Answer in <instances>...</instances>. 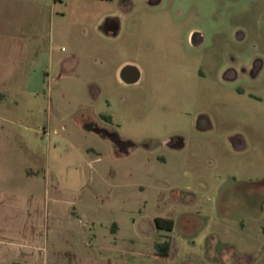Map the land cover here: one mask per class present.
<instances>
[{
  "label": "rangeland",
  "instance_id": "obj_1",
  "mask_svg": "<svg viewBox=\"0 0 264 264\" xmlns=\"http://www.w3.org/2000/svg\"><path fill=\"white\" fill-rule=\"evenodd\" d=\"M93 3L90 15L115 11V38L98 36L90 15L76 22L77 0H54L55 37L28 63L30 90L0 100V187L20 193L17 233L35 228L26 194L43 200L49 189L59 212L68 183L83 185V208L102 225L93 255L81 237L56 233L58 224L46 240L41 222L48 253L37 264H264V0ZM89 39L101 50H82ZM67 54L84 67L60 70ZM122 59L142 68L138 81L103 78ZM104 60V75L96 74ZM99 113L113 114L121 143L83 127L103 128ZM239 135V145L231 142ZM139 214L174 218L170 257L147 254L150 236L131 229ZM113 220L132 244L109 243L104 225Z\"/></svg>",
  "mask_w": 264,
  "mask_h": 264
},
{
  "label": "crops",
  "instance_id": "obj_2",
  "mask_svg": "<svg viewBox=\"0 0 264 264\" xmlns=\"http://www.w3.org/2000/svg\"><path fill=\"white\" fill-rule=\"evenodd\" d=\"M62 1V0H60ZM54 0H0V100L2 98H15V95L30 90L25 83L29 76L27 71V66L29 61L34 58V53L41 48L43 43L46 42L49 46H52L54 40V24H53V10L52 4ZM154 2H159V0H154ZM80 6L79 14L76 13V22L78 19H86L90 15V7H92L93 0H77ZM66 4H64L65 6ZM134 8V3L130 2L128 9ZM65 14L64 12H62ZM50 14V28L46 29L47 15ZM94 22V27L98 31L97 35L101 36L105 40L114 39L117 32L121 26L120 19L117 18L114 10H103L99 13L91 14ZM84 33L89 32V27L82 25ZM141 30H139L140 32ZM58 35L59 32H58ZM142 35V31H141ZM84 51H100L101 48L98 46L97 42L94 40H85L82 44ZM9 51L8 57L5 59V52ZM74 58V56L62 55L59 59L60 70L68 73L72 71L76 73L77 65H81V60L79 57L76 59L75 64L73 62L70 64L68 58ZM85 57V56H83ZM52 60V56L50 58ZM129 59H122L118 62L114 70L111 69L107 76H103L105 79L115 80L116 77L119 79L120 67L125 63H132L137 66L139 70V78L143 72L142 68L138 67V64L133 62H127ZM82 62H87L83 60ZM108 62L106 60L101 62V65L96 69V74H101V68H106ZM5 66V67H4ZM84 67V66H83ZM6 68V69H5ZM85 75V71H83ZM121 80V79H120ZM122 81V80H121ZM138 81V80H137ZM124 82V81H123ZM136 82V81H135ZM126 83V82H124ZM134 83V82H133ZM104 117V127H94L91 124H84V128L95 129L99 132L107 142L109 143H121L123 139L117 131L116 126L113 123V114L99 113V116ZM5 129L3 124H0V134L4 132ZM8 131H12V128L8 126ZM238 135V134H237ZM231 142H235L239 145L243 141L241 136H235ZM4 155L0 154V164L3 163ZM81 174V170L77 167L73 169V174ZM70 189V197H64L61 202V208L59 212L56 211L57 202L52 203V200H57V197H50V190L47 191V197L41 198V195L36 194H26L25 197H31L33 199V212L30 216V220L35 228L30 231L29 234H18L17 226L20 223L19 215L17 209L15 208L16 203L20 197V193L14 188H3L0 187V264H37V258L40 255L47 257L48 247L47 244L40 246L41 237L39 236L38 230L39 225L46 222V240L47 235L53 234L52 238H56L55 230L52 228L53 225L58 224V229L56 233L62 234L64 237H69L68 242H72L74 239L79 240L81 237V244L89 251V254L95 255L94 248H97V242L100 237L98 228L102 225L96 224L94 221V216L89 214L86 209L83 208L85 203V190L84 187L75 186L72 183H68ZM83 187V188H82ZM91 191L89 192V194ZM30 200L29 198H27ZM10 201V204L7 202ZM82 205V206H81ZM88 207V206H87ZM154 216L151 217L143 216L139 214L138 216H131V229H135L136 235L139 239H147L150 236L152 240V249L147 254L152 255L155 250V241L161 240L166 234L170 235V248L167 257L172 255V250H174L175 243L172 237V230L175 225V221L171 230L158 229L154 223ZM170 217V216H169ZM42 222V223H41ZM10 227V231L5 233V228ZM105 229H108V234H103L107 236L108 241L112 245H116L121 241H128V243H133V236L129 235L126 237H120L118 230L120 229L119 222L113 220L111 226L104 225ZM37 233V235H36ZM38 236V238H37ZM55 250L52 248V252ZM155 257V256H153ZM163 258V257H155ZM45 264H50L45 262Z\"/></svg>",
  "mask_w": 264,
  "mask_h": 264
},
{
  "label": "trees",
  "instance_id": "obj_3",
  "mask_svg": "<svg viewBox=\"0 0 264 264\" xmlns=\"http://www.w3.org/2000/svg\"><path fill=\"white\" fill-rule=\"evenodd\" d=\"M154 223L158 229H164L168 231L172 229L174 221L173 218L169 216L155 215ZM154 247L155 250L153 254L155 256H167L170 248V235L166 234L163 239L155 241Z\"/></svg>",
  "mask_w": 264,
  "mask_h": 264
},
{
  "label": "water",
  "instance_id": "obj_4",
  "mask_svg": "<svg viewBox=\"0 0 264 264\" xmlns=\"http://www.w3.org/2000/svg\"><path fill=\"white\" fill-rule=\"evenodd\" d=\"M139 70L136 65L132 63H125L120 67L119 77L126 83H133L139 79Z\"/></svg>",
  "mask_w": 264,
  "mask_h": 264
}]
</instances>
